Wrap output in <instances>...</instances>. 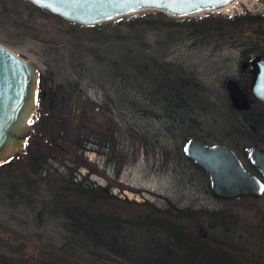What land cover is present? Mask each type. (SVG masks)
<instances>
[{"label": "rangeland", "instance_id": "1", "mask_svg": "<svg viewBox=\"0 0 264 264\" xmlns=\"http://www.w3.org/2000/svg\"><path fill=\"white\" fill-rule=\"evenodd\" d=\"M243 11L264 15V0H236L229 10L203 11L188 16H173L148 8L92 24L63 18L28 0H0V43L38 67L40 91L48 87L53 89L49 107L41 104L32 119V122L35 121L34 125L31 123V132L38 128L62 129V137L59 139L64 137L63 144L51 154L48 160L50 165L63 171L66 170L65 166L70 167L75 169V173L79 172L77 178L85 176L95 183L107 184L111 193L121 202L123 200V205L130 207L132 212L141 211L135 202L145 200L163 205L166 198L181 206L217 210L230 229L224 232L216 225L206 227L208 219L200 216L197 223L203 225L201 236L210 237L213 243L220 244L223 241L221 237L227 235L225 237H228L230 245L221 244L223 249L235 251L240 254V258L249 254L248 264H264V194L221 201L204 191L201 187V175L197 170L182 161L172 162L165 154V150L170 147V134L165 128L169 127V122L162 124L161 120L154 122L150 116L142 118V115L136 114L137 123L153 128L156 145L150 143L148 137L143 143L134 134L126 132L123 128L126 112L119 102L113 104L111 111L103 112L100 109L108 97L107 88L111 81L109 69L89 56L80 59L77 48L78 43L85 45L91 40L101 39L102 44L98 43V47L103 45L111 49L112 46L120 45L114 34L124 27L126 21L138 15L149 13V18H166L176 22L197 18L204 13L219 16ZM253 26L218 36L210 43L197 44L185 37L170 49H163L166 59L173 57L187 64L182 66L191 71L204 88V96L208 97L209 103L206 105L209 106L206 119L204 120L203 111L198 106L192 105L193 111L188 114L196 119L198 125L194 126H201L204 132L207 129L218 131L220 126L223 127L225 108L221 102L226 93L225 82L227 77L238 75L241 58L250 54L248 47L264 48V35L260 37L256 33V30L264 31V22ZM158 40L160 41L155 32L149 31L138 44H148L156 50ZM72 86L79 87L77 96L82 104L89 106L93 119L88 120L86 116L76 119L75 99L70 88ZM225 115L232 130V138L229 140L240 148L249 140L240 135L243 134L240 115ZM105 116L111 117L113 125L114 122L117 123V128L129 137L125 145L122 134L118 132L114 136V142L119 144V151L113 156H109L112 144L108 146L104 142L106 133L109 132L105 133V129L109 130ZM128 119L134 122L131 121V115H128ZM72 123L77 125L73 126ZM261 126L264 133V122ZM162 127L164 131L161 130ZM248 131L249 129L247 133ZM236 133L239 134L237 137ZM110 135L109 133V137ZM25 160V152H20L11 162L0 166V174H11L12 168L22 166ZM48 193L49 185L42 184L36 189L35 200L7 199L0 194V241L7 239L5 248H0V264L92 263L84 253L76 259L75 252H70L72 255L64 252L63 243L68 233L59 218L46 214ZM123 210L119 209L121 215ZM182 221L185 222V219ZM232 222L233 225L230 224ZM47 247L48 251L51 250V256L45 252Z\"/></svg>", "mask_w": 264, "mask_h": 264}, {"label": "trees", "instance_id": "2", "mask_svg": "<svg viewBox=\"0 0 264 264\" xmlns=\"http://www.w3.org/2000/svg\"><path fill=\"white\" fill-rule=\"evenodd\" d=\"M148 15L149 13L134 16L126 21L124 27L114 34L120 45L108 49L103 45L98 47L103 39L91 40L85 45L78 43V54L80 59L89 56L109 69L111 81L107 88L108 97L100 109L103 112L111 111L113 104L119 102L126 112V120L123 119L124 130L140 138L143 143L148 137L149 142L156 145L153 138L156 134L152 127L137 123L136 114L142 115V118L150 116L154 122L161 120L162 124L169 122V127L165 128L170 134V147L165 150V154L172 162L182 161L197 170L201 175L202 189L209 193L207 173L185 155L183 145L189 137L199 136L208 143L223 142L236 148V143L229 140L232 138V130L225 115L232 113L233 108L225 93L221 102L225 108L223 127L220 126L218 131L207 129L204 132L201 126H194L198 125L196 119L188 115L193 111L192 105L203 111L205 120L209 111V106H206L209 105L208 97L204 96V88L194 74L182 66L187 64L173 57L166 59L163 49H170L185 37L197 44L210 43L218 36L236 29L259 25L261 21L264 22V15L248 11L219 16L204 13L197 18L176 22L166 18H149ZM149 31H154L160 39L156 50L151 45L138 44ZM256 33L260 37L264 35V31L256 30ZM261 47L249 46L248 52L264 54V48ZM166 65L168 71L165 69ZM70 88L71 92L79 89L74 86ZM43 90L45 95H42L41 90L37 110L41 104L49 107L48 103L53 98L52 87ZM128 115H131V121L134 122L129 121ZM105 118L107 127L113 124L111 117ZM161 130L164 131V127ZM62 133L59 127L48 130L38 128L31 132L23 147L0 163V166L5 165L15 155L25 152L26 160L22 166L12 168L11 174H0V194L7 199L35 200L36 189L42 184L49 185L46 214L59 218L68 233L63 243L65 253L72 255L70 252H75L76 259L84 253L95 264L249 263V254L240 258V254L235 251L221 247V244L230 245L228 237H225L227 235L221 237L223 241L220 244L213 243L210 237L201 236L204 229L201 223H197L200 216L208 219L206 227L216 225L224 232L230 229L217 210L181 206L166 198L163 205L145 200L135 202L141 211L132 212L130 207L123 205V200L121 202L111 193L107 184L95 183L85 176L77 178L79 172L75 173L73 168L65 166L66 170L63 171L50 165L48 160L51 154L63 144L64 137L59 139ZM238 135L236 133V137ZM73 145L76 146L75 143ZM248 167L253 168L251 165ZM120 208L124 209L122 215ZM184 219L185 222L187 220L186 224L182 221ZM230 224L233 225V222ZM2 240L0 248H5L7 239ZM48 249L47 247L45 252L51 256V250Z\"/></svg>", "mask_w": 264, "mask_h": 264}, {"label": "water", "instance_id": "3", "mask_svg": "<svg viewBox=\"0 0 264 264\" xmlns=\"http://www.w3.org/2000/svg\"><path fill=\"white\" fill-rule=\"evenodd\" d=\"M63 18L82 24L109 20L141 9L161 10L168 15L188 16L214 11L233 0H28ZM250 94L264 102V56L250 58ZM243 65L248 63L242 61ZM231 105L246 109L249 100L233 78L225 82ZM39 95L38 67L0 43V162L18 152L26 143L36 113ZM83 105L75 97V117ZM76 126V123H72ZM184 153L208 175L210 193L222 201L260 196L264 191V148L246 147L247 158L258 174L249 171L235 150L222 142L208 144L198 136L189 137Z\"/></svg>", "mask_w": 264, "mask_h": 264}, {"label": "flooded vegetation", "instance_id": "4", "mask_svg": "<svg viewBox=\"0 0 264 264\" xmlns=\"http://www.w3.org/2000/svg\"><path fill=\"white\" fill-rule=\"evenodd\" d=\"M262 55L264 56L263 53H259V52H255V53H251L249 55L243 56L239 62V72L237 76H233L231 78H233L234 80L237 81L238 86L243 90V92L246 94L248 100H249V106L246 109H236L234 108L231 103H230V99L228 97L229 103L231 105L232 109V114H237L240 115L241 118V124L242 129L243 130V134H240L241 136L247 137L248 142L245 143L242 147L238 148L236 146V148H233L236 153L238 154V156L241 158L242 162L245 164V166L252 172H257L255 170V168L250 164L248 158H247V152L245 150L246 147H262L264 148V133L261 131V125L264 122V109H262L261 107L264 108V102L254 98L251 94H250V88H249V83H250V76L251 73L249 72V70L252 68V64L249 62L250 58L254 55ZM243 60H247L248 63L246 65H243L242 61ZM166 71L167 70V65L165 66ZM229 78V77H227ZM73 93V97L75 99V97L77 96V92ZM42 95H45V91L42 90ZM79 98V97H78ZM80 100V99H79ZM81 102V101H80ZM83 105V110L81 112V118H83L84 116H86V118L88 120L93 119V116L91 115V111L89 109V106H86L84 103ZM109 130L105 129V133L107 131L106 137H105V141L107 142L108 146H111L112 144V149H111V153L109 154V156H113L115 154L116 151H119V144L116 142H114V136H116L118 134V132L120 133V135L122 134L124 137V144L127 145V141H128V136L126 133H122V130L117 128V123L116 124H111L109 127ZM249 129L248 133L247 130ZM109 133L111 134L109 137ZM104 134V131H103ZM236 135V134H235ZM105 136V135H104ZM113 142V143H112ZM123 158V156H122ZM249 165H251L253 168L248 167Z\"/></svg>", "mask_w": 264, "mask_h": 264}, {"label": "bare ground", "instance_id": "5", "mask_svg": "<svg viewBox=\"0 0 264 264\" xmlns=\"http://www.w3.org/2000/svg\"><path fill=\"white\" fill-rule=\"evenodd\" d=\"M235 1H236V0H233V1H231L229 4L223 6V7L219 8V9H220V10H224V11H225V10H229ZM219 9H217V10H219Z\"/></svg>", "mask_w": 264, "mask_h": 264}]
</instances>
